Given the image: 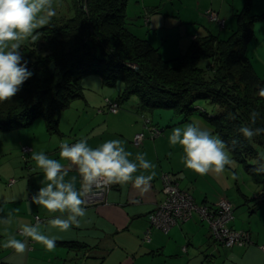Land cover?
I'll return each mask as SVG.
<instances>
[{"label":"crops","instance_id":"crops-1","mask_svg":"<svg viewBox=\"0 0 264 264\" xmlns=\"http://www.w3.org/2000/svg\"><path fill=\"white\" fill-rule=\"evenodd\" d=\"M245 4L246 0H157L155 4L149 3L151 9H146L144 15L148 16L145 17L148 19V30L155 32L151 36L157 38L158 43L154 47L164 60H172L184 54L198 38L212 35L221 40L227 39L237 29L238 15ZM208 11L215 12L225 22V27L221 28L217 23L210 22L206 15ZM248 12L254 17L263 16L264 0H249ZM143 23L146 25L145 20ZM167 23L170 25L169 29L156 32L161 27H166ZM254 34L247 48V57L257 75L263 77L264 74H260V71H264L261 68L264 54H260L257 49L264 50V21L255 25ZM149 36L146 33L143 38L151 42ZM88 82L99 85L97 87L101 88L99 93L102 96L96 99L92 94L84 92L83 99L73 101L61 113L59 134L49 135L44 121L43 124L39 123L41 119L35 120L26 128L0 133V167L3 157V168L7 170H0V206L4 209L0 215H6L11 209H19L14 213V221L8 234L15 235L26 243L25 251L20 254L0 246V263L264 264V252L261 249L264 246V205L253 201L262 191V186L255 183L236 161L226 167L222 174L198 175L186 169L181 162L184 155L182 148L169 144L168 137L173 128L193 121L215 135L208 120L195 114L183 124L166 128L162 136L153 140L148 136L146 121L152 126L165 127L170 123V113L152 112L150 120L149 112L140 110L137 100L131 106L121 105L117 113H111L107 101L116 102L120 92H116L115 96L105 94L107 91L101 79L95 76L83 79L81 86H88ZM139 134H145L146 138L136 145L135 137ZM81 138L87 139L89 146L93 148L107 140L121 139L125 142L126 150L133 154L130 159L138 152L146 153V159L156 166L154 170L157 175L146 193L135 189L131 182L112 185L102 203L86 207V215L79 218L78 226L73 225L70 230L61 232L50 228L48 224V220L59 213L49 214L31 201V195L38 191L43 179V173L39 169L33 171L35 162L31 159V152L43 151L50 158L59 160L61 142L71 144ZM27 147L32 149L30 153L24 151ZM20 156L26 162L24 165L29 169L28 172L18 171ZM167 174L199 206L214 208L221 200L230 202L235 211L230 227L248 232L251 244L243 249H225L215 244L208 224L198 213H194L190 221L177 225L168 233L152 228L149 215L165 200L162 177ZM233 174L237 179H232ZM71 176L77 177L76 187L79 189V175L70 168L69 178ZM36 216L43 220L41 230L56 238L53 250H47L20 235L19 225L34 224ZM149 231L150 240L145 241V234ZM5 239L4 228L0 226V243ZM65 243H76L79 246L69 249Z\"/></svg>","mask_w":264,"mask_h":264},{"label":"trees","instance_id":"trees-1","mask_svg":"<svg viewBox=\"0 0 264 264\" xmlns=\"http://www.w3.org/2000/svg\"><path fill=\"white\" fill-rule=\"evenodd\" d=\"M127 4L128 0H72V16L53 19L37 30L40 40L29 44L35 47L32 51L40 48L41 55H26L30 47L22 46L33 76L11 101L0 103V133L26 128L41 119L49 135L59 134L61 113L73 101L84 98L82 79L97 76L104 87L118 88L122 84L116 101L120 108L135 98L140 110L172 112L174 117L168 121L174 122L172 126L189 121L195 114L208 120L215 134L227 143L232 159L262 186V194L253 201L264 205V173L253 171V161L258 156L255 146L264 147V135L250 143L238 132L241 124L248 123L252 110L261 114L256 126L264 127V98L257 95L259 87H264V79L247 57L254 27L264 21V15H249L246 0L238 15L237 29L227 39L212 35L198 38L184 54L164 60L156 47L133 32L134 25L126 17ZM200 101L211 110H205ZM229 113L236 119H228ZM170 123L165 127L147 125L149 138H158H153L154 127L162 134L171 127ZM232 211L235 218L233 207ZM230 225L231 222L228 228L234 230ZM211 237L223 247L212 232ZM64 245L69 249L79 246Z\"/></svg>","mask_w":264,"mask_h":264},{"label":"clouds","instance_id":"clouds-1","mask_svg":"<svg viewBox=\"0 0 264 264\" xmlns=\"http://www.w3.org/2000/svg\"><path fill=\"white\" fill-rule=\"evenodd\" d=\"M55 15L54 0H0V103L11 101L33 76L22 55V45L26 41H39L41 33L37 30L50 24ZM257 95L264 98V87H259ZM260 116V112L252 110L248 123L238 128V132L250 143L255 137L264 135V127L256 126ZM228 119L235 120L236 115L229 113ZM168 140L171 146L182 148L184 155L181 162L186 169L198 175H219L234 164L227 143L195 121L173 128ZM124 145L121 139H111L93 148L87 139L81 138L71 144L62 141L59 160L50 158L43 151L31 152V159L35 162L33 171L39 169L43 173L41 186L31 195V201L49 214L59 213L48 220L50 228L66 232L73 225L78 226L79 218L86 215L87 196L94 189L103 190L111 185L131 182L142 193L150 190L151 181L157 175L156 166L146 159V153L138 152L130 159L133 154ZM253 164L255 173H264V151L258 152ZM70 168L79 175V189L76 187L77 177L69 178ZM232 179H237L235 174ZM3 210L0 206V212ZM18 211L11 209L6 215H0V226L6 234L0 246L20 254L25 251L26 243L8 234L14 213ZM19 232L47 250L56 246V238L41 230L39 217L34 224H20Z\"/></svg>","mask_w":264,"mask_h":264},{"label":"built area","instance_id":"built-area-1","mask_svg":"<svg viewBox=\"0 0 264 264\" xmlns=\"http://www.w3.org/2000/svg\"><path fill=\"white\" fill-rule=\"evenodd\" d=\"M206 15L210 22L217 23L221 28L225 26V22L220 20L215 12L208 11ZM147 20L148 19H146V21ZM107 105L111 113H117L120 109L117 102L107 101ZM146 123L147 125L150 124L149 121H146ZM152 135L154 138L160 137L162 134L158 128L154 127L152 129ZM143 139L144 134L137 135L135 137V144L139 145ZM24 151L30 153L32 149L27 147ZM162 182L165 200L149 215V223L152 228L160 230L163 233H168L177 225L189 221L194 213H198L208 224L212 236L221 243L223 247L227 249H232L234 247L245 248L251 244L250 235L247 232H237L228 228V224L234 219L232 206L228 201L221 200L213 209L198 206L189 193L178 187L177 182L171 175H164L162 177ZM111 186L103 190H93L102 192L101 195L90 196L89 193L87 196V206H94L102 203L105 194ZM261 194L262 192L255 196V198L260 197ZM37 217L39 216L35 217V222ZM39 219L40 222H43L41 217H39ZM144 240H150V231L145 234ZM261 249L264 252V246L261 247Z\"/></svg>","mask_w":264,"mask_h":264},{"label":"rangeland","instance_id":"rangeland-1","mask_svg":"<svg viewBox=\"0 0 264 264\" xmlns=\"http://www.w3.org/2000/svg\"><path fill=\"white\" fill-rule=\"evenodd\" d=\"M150 2H153L155 4V2H157V0H128V4H127V8H126V17L128 19V21H130L134 26H132V30L135 34H137L139 37L143 38V36L145 35L146 36V33L150 34L149 38L151 40L150 44L155 46L157 43H156V37L155 36H151L152 34H155V32L153 31H149L148 30V25H144L143 21H144V18L145 17H148V16H145L144 13L146 11V9L149 11L151 8L149 6V3ZM147 4V5H145ZM54 8L56 10V15L55 17L52 18L53 19H60L61 17H70L72 16V12L69 13V10H72V0H54ZM51 20V21H52ZM168 22V20H167ZM144 26V27H143ZM153 26H151L152 28ZM170 25L167 23L166 27H161L162 29H158L156 32L159 33L161 30L165 31L167 29H169ZM167 28V29H166ZM155 29V27H154ZM153 29V30H154ZM157 36H159L157 34ZM26 44L29 45V49L28 51H25V54L26 55H29V56H35L37 57L38 55H41V51L40 48L37 49V51H32L34 50V46H31L29 44V41H26L22 46H25ZM169 45V44H168ZM257 51H259L260 54H264V50L260 51L257 49ZM164 53V52H163ZM261 68L264 70V64H261ZM260 74H264V71H260ZM86 77H93V76H85L83 79H85ZM97 77V76H95ZM99 78V77H98ZM83 79L81 81V84L83 82ZM261 79H264V76L261 77ZM86 81V80H85ZM102 83V81H101ZM88 86H84L82 85L83 89H84V92L89 95V94H92L96 99H98L99 96H102L101 93H99V90H101V88L97 87L99 85L97 84H91L90 82L87 83ZM122 84H120L118 86V88H108V87H104V89H106V93L105 94H117L116 92H120V89L122 88ZM94 92V93H93ZM85 95V94H84ZM136 99L133 98L131 100H129L128 102H125L123 104V106H131V103L133 101H135ZM199 103H201L202 107L205 109V110H211V107L208 106V104H206V102H203V101H200ZM155 113H170L172 117H174L173 113L166 110V111H155ZM154 114V115H156ZM149 116V119L151 120L152 118V112H149L148 114ZM177 119V118H176ZM170 126L172 127L173 125V121L170 120ZM39 123H42L43 124V120H40ZM37 127V126H36ZM170 127V128H171ZM55 137V136H53ZM57 139V137H56ZM256 149H257V152L259 151H264V147H261V146H255ZM3 150V148H2ZM2 166L0 167V170L1 171H6V169L3 168V157H2ZM20 164L18 163V171H21V170H24L25 172H28V168H26V166L24 165V163H26L24 160H22L21 156H20ZM11 172V171H9ZM13 172V171H12ZM3 180V179H2Z\"/></svg>","mask_w":264,"mask_h":264},{"label":"water","instance_id":"water-1","mask_svg":"<svg viewBox=\"0 0 264 264\" xmlns=\"http://www.w3.org/2000/svg\"><path fill=\"white\" fill-rule=\"evenodd\" d=\"M49 71H50V74H51V75L54 74L55 69H54V66H53V65H51V66L49 67ZM101 194H102V192H99V191H92V192L90 193V196H93V195H101Z\"/></svg>","mask_w":264,"mask_h":264}]
</instances>
